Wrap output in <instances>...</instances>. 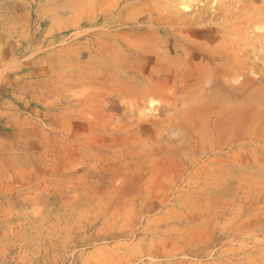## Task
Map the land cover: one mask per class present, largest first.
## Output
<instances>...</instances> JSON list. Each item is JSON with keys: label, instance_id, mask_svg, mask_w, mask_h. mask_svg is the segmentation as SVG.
I'll use <instances>...</instances> for the list:
<instances>
[{"label": "rangeland", "instance_id": "rangeland-1", "mask_svg": "<svg viewBox=\"0 0 264 264\" xmlns=\"http://www.w3.org/2000/svg\"><path fill=\"white\" fill-rule=\"evenodd\" d=\"M263 88L264 0H0V264H264Z\"/></svg>", "mask_w": 264, "mask_h": 264}, {"label": "bare ground", "instance_id": "bare-ground-1", "mask_svg": "<svg viewBox=\"0 0 264 264\" xmlns=\"http://www.w3.org/2000/svg\"><path fill=\"white\" fill-rule=\"evenodd\" d=\"M232 69V70H237L238 69V64L236 63H227V70ZM248 87L244 85V83L240 84L237 86L235 92L233 93L236 95H240V92L242 90H246ZM236 98H234L235 100ZM246 103L244 106V110H249L250 112H254L257 108L261 107V105L264 103V88L261 90H252L249 92L248 96L245 98Z\"/></svg>", "mask_w": 264, "mask_h": 264}]
</instances>
